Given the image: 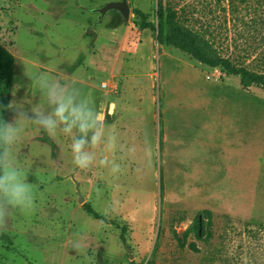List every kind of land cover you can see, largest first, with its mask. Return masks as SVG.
<instances>
[{
	"label": "rangeland",
	"instance_id": "1",
	"mask_svg": "<svg viewBox=\"0 0 264 264\" xmlns=\"http://www.w3.org/2000/svg\"><path fill=\"white\" fill-rule=\"evenodd\" d=\"M115 1L0 0L12 57L0 123L46 110L30 79L46 73L80 88L116 137L81 170L70 138L25 125L16 154L36 206L0 229V264H264V91L159 45L132 13L156 24L158 2L174 8L218 53L264 72V0H127V19L100 16Z\"/></svg>",
	"mask_w": 264,
	"mask_h": 264
},
{
	"label": "clouds",
	"instance_id": "2",
	"mask_svg": "<svg viewBox=\"0 0 264 264\" xmlns=\"http://www.w3.org/2000/svg\"><path fill=\"white\" fill-rule=\"evenodd\" d=\"M30 79L46 110L40 102L30 112L20 111L10 104L8 107L16 112L14 121L0 123V229L6 227L12 215L29 214L36 206L37 193L16 154L26 124L35 125L50 138L57 135L70 138L72 163L81 170H88L97 163L98 149L101 153H111L116 148V137L106 134L101 114L67 77L40 73ZM98 164L110 166L113 173L120 170V165L106 155H101Z\"/></svg>",
	"mask_w": 264,
	"mask_h": 264
},
{
	"label": "trees",
	"instance_id": "3",
	"mask_svg": "<svg viewBox=\"0 0 264 264\" xmlns=\"http://www.w3.org/2000/svg\"><path fill=\"white\" fill-rule=\"evenodd\" d=\"M132 13L138 18L137 26L140 30H150L155 34V41L159 45L172 47L190 56L194 61L209 68H219L226 76H233L239 79L242 88L255 87L264 91V72L250 70L244 64L235 62L228 56L218 53L212 45L205 39L199 31L190 29L184 23V18L179 11L174 8H163L161 3H157L156 24L147 21L145 14L139 9H133ZM12 72V57L0 46V79L9 81ZM86 212L94 219L104 220V216H99L92 209L86 207ZM207 216L209 212L205 211ZM200 222L199 214L194 218L193 227L185 230L182 238L185 239L191 230L196 231ZM209 223V220H207ZM191 229V230H190ZM123 229L120 240L125 242ZM183 247V243L180 244ZM191 249L195 250L193 245ZM128 264H141L130 261ZM144 264H156L153 260H148Z\"/></svg>",
	"mask_w": 264,
	"mask_h": 264
},
{
	"label": "water",
	"instance_id": "4",
	"mask_svg": "<svg viewBox=\"0 0 264 264\" xmlns=\"http://www.w3.org/2000/svg\"><path fill=\"white\" fill-rule=\"evenodd\" d=\"M111 10H115L119 12L125 19H127L130 14V8L127 3V0L110 2L105 6H103L102 8L98 9V13L100 14V16H104L108 11Z\"/></svg>",
	"mask_w": 264,
	"mask_h": 264
}]
</instances>
